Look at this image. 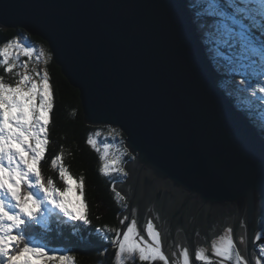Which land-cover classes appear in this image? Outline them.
<instances>
[{"label": "water", "instance_id": "95a60500", "mask_svg": "<svg viewBox=\"0 0 264 264\" xmlns=\"http://www.w3.org/2000/svg\"><path fill=\"white\" fill-rule=\"evenodd\" d=\"M168 2L0 0V29L45 41L85 122L122 130L136 157L115 185L129 215L138 209L140 226L153 219L166 248L192 253L222 229L248 241L264 228V137L218 86L193 16L178 35Z\"/></svg>", "mask_w": 264, "mask_h": 264}, {"label": "snow or ice", "instance_id": "6c2138e0", "mask_svg": "<svg viewBox=\"0 0 264 264\" xmlns=\"http://www.w3.org/2000/svg\"><path fill=\"white\" fill-rule=\"evenodd\" d=\"M163 7L169 11L178 35H182L185 15L215 18L220 44L230 53L227 59L234 65L233 71L243 77L239 85H246L244 91L259 102L258 111L264 121V0H201L200 4L195 0H169ZM34 56L37 63L42 61L44 65L51 59L43 50L37 52L27 43V38L19 34L0 46V66L5 74L0 75V264H75V257L68 250L61 251L41 243L32 235L39 229L42 230L41 239L45 238L50 222L61 217L67 222L91 223L84 200V177L74 180L61 162L60 154L52 157L51 167L58 171L62 186H57L53 178L44 177L42 173L41 162L46 159L50 142L54 91L47 69L30 67L29 61ZM21 57L29 59L21 61ZM5 76L13 77L14 82H6ZM250 78L260 83L253 86ZM100 135L97 131L87 139L97 152L100 149L94 136ZM108 136L115 138L122 133L110 129ZM111 147L108 143L103 145L100 159L104 163L100 172L105 176L115 173L127 178L129 172L123 166L121 155L132 160L136 157L127 149L121 155L113 153L110 156L108 150ZM258 168L262 190L264 143H261ZM112 191L118 201L125 202L118 213L119 226L96 228V232L114 234L110 243L115 249V264H125L129 258L137 256L139 261L147 264H190L189 248L172 254L178 256V260L170 259L163 250L162 234L153 219H148L141 227L138 209H131L130 218L126 197L114 186ZM73 192L76 193V208L69 207L73 203L68 198L69 193ZM245 243L254 252L250 253V249L242 252L239 245ZM105 254L106 250L100 252L101 256ZM211 256L215 258V264H264V228L256 231L248 241L244 237L237 241L233 229L226 228L211 242ZM199 261L213 264L204 248L195 250L191 264Z\"/></svg>", "mask_w": 264, "mask_h": 264}, {"label": "trees", "instance_id": "16d2710c", "mask_svg": "<svg viewBox=\"0 0 264 264\" xmlns=\"http://www.w3.org/2000/svg\"><path fill=\"white\" fill-rule=\"evenodd\" d=\"M194 18H196V15H194ZM18 34L22 36L27 35L35 44L44 47L50 55L48 45L45 41L37 36L29 35L21 28L0 29V46ZM209 46L208 42L206 47L209 49ZM221 52L230 54L225 49H221ZM210 56L219 71V76L216 79L217 84L219 83L218 85L226 90L241 113L253 122L264 135V125L260 124L263 121H261V118H259V121L256 117V113L259 112V102L256 99H250L249 105H246L244 100H246L247 97L245 98V96L247 95L245 94L243 96L237 90H232L231 88V84L235 85L237 80L243 77L233 71L234 65L227 58L222 57V54L216 55V57L213 54ZM46 66L49 70L50 83L54 91V111L51 114V123L49 126L50 142L46 150V159L41 162L40 166L42 173L44 177L53 178L57 186H62V182L58 178V171L51 167L52 157L60 154L62 156L61 162L65 165L70 175L78 180L81 176L84 177V200L88 203L93 226H100L102 229L103 227H117L118 213L122 210L125 202L118 201L112 188L114 181L122 180L124 177L115 173H110L108 176L103 175L100 172V168L104 162L100 159V156L103 153L102 144L108 140L117 153L118 151L123 152L125 149V134L119 128L110 126L97 127L87 124L84 120L78 90L69 84L67 79L61 74L60 68L55 65L52 59L49 60ZM0 75H5L2 66H0ZM5 79L9 83L14 82L11 76H5ZM250 82L253 85L260 83L258 80L253 81L252 78H250ZM110 129L118 130L122 133V136L115 138L108 136ZM97 131L101 133L99 137H96L98 139L99 152L87 143L88 136L95 134ZM121 157L124 162L123 166L128 159H131L127 155H121ZM60 235L65 236L66 234L60 233ZM66 236H70L67 240L77 242L75 235L69 234ZM91 240H93V237H91ZM95 244L96 247L91 249H85L79 245H74L71 249L81 264H113L110 263L112 261L110 255L111 249L107 248L106 254L101 256L100 252L105 251V249L102 248L104 245L99 237L96 239ZM200 263L204 264L203 261H200ZM129 264H147V262L137 260ZM154 264H162V262H154Z\"/></svg>", "mask_w": 264, "mask_h": 264}, {"label": "rangeland", "instance_id": "374dc122", "mask_svg": "<svg viewBox=\"0 0 264 264\" xmlns=\"http://www.w3.org/2000/svg\"><path fill=\"white\" fill-rule=\"evenodd\" d=\"M196 17H197V15H196ZM195 20L197 21L198 20V27H199V29H200V31L201 32H203V33H206V31L207 30H210V29H213L214 31H218V25H217V23H216V20H215V18H212V17H208V16H200L199 15V17H197V18H195ZM24 37H26L27 38V43L30 45V46H33V47H35L36 49H37V52H39V50H43L44 51V53H45V56H50L48 53H47V51H46V49L44 48V47H40L39 45H36L27 35H24ZM210 52H212V54H213V56H216L215 54H214V52L213 51H210ZM220 54H222V57H224L225 59L227 58V56H229V55H227V53H222V52H219ZM212 54H210V55H212ZM51 57V56H50ZM21 59V61H24V60H28L29 58H26V57H21L20 58ZM49 60H51V59H49ZM29 63H30V67H36V68H40V69H43V68H46L47 69V66L46 65H44L43 64V62L41 61V62H39V63H37L36 62V60H35V56L34 57H32L31 58V60L29 61ZM22 70V69H21ZM47 71L49 72V70L47 69ZM93 126H98V125H93ZM94 138L96 139V140H98L95 136H94ZM105 143H107V142H105ZM104 143V144H105ZM109 144V143H108ZM72 195L74 196V198H75V193H72ZM70 200H72L73 201V203L72 204H70L69 205V207L70 208H76V207H78V205L76 204V202H75V200H73V198H71V197H68ZM130 216V218H131V214L129 215ZM140 225V224H139ZM224 230L225 229H222L220 232H218L217 233V235L216 236H214L210 241L212 242L213 240H215V239H218L219 238V236L220 235H222L223 233H221V232H224ZM221 233V234H220ZM69 235V234H68ZM66 236V235H65ZM199 248H204L205 249V253H206V255H209L210 254V251H211V243L210 244H208V243H202V244H200L199 245ZM199 248H197V246H194V248H193V252L192 253H190V259L192 260V258H193V256H194V252H195V250H198ZM179 251H181V250H179ZM178 251V252H179ZM190 251H192L191 249H190ZM178 253L177 251H172V254L173 253ZM193 255V256H192ZM172 258L173 259H175V260H178L179 259V257L178 256H176V257H173V255H172ZM191 260H190V264H191Z\"/></svg>", "mask_w": 264, "mask_h": 264}, {"label": "bare ground", "instance_id": "6f19581e", "mask_svg": "<svg viewBox=\"0 0 264 264\" xmlns=\"http://www.w3.org/2000/svg\"><path fill=\"white\" fill-rule=\"evenodd\" d=\"M218 84H219V83H218ZM53 233H54V235H56V236L59 237V238L68 239V238L70 237V236H64V235L57 234L56 232H53ZM71 234H73V233H71ZM216 235H217V234H216ZM216 235H215V236H216ZM213 237H214V236H213ZM213 237H212V238H213ZM212 238H211V239H212ZM211 239H210V240H211ZM199 245H200V244H199ZM199 245H197V248H199ZM178 251H179V250H177V252H178Z\"/></svg>", "mask_w": 264, "mask_h": 264}, {"label": "flooded vegetation", "instance_id": "af4514ba", "mask_svg": "<svg viewBox=\"0 0 264 264\" xmlns=\"http://www.w3.org/2000/svg\"><path fill=\"white\" fill-rule=\"evenodd\" d=\"M191 258V257H190ZM210 259H213V260H215V258L214 257H212V256H210ZM191 260V259H190ZM199 264H201L200 262H199Z\"/></svg>", "mask_w": 264, "mask_h": 264}]
</instances>
